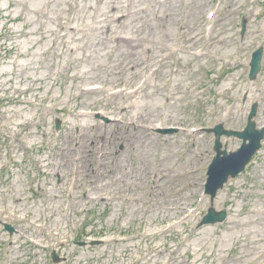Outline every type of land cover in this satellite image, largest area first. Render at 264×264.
<instances>
[{
    "label": "rangeland",
    "instance_id": "rangeland-1",
    "mask_svg": "<svg viewBox=\"0 0 264 264\" xmlns=\"http://www.w3.org/2000/svg\"><path fill=\"white\" fill-rule=\"evenodd\" d=\"M253 103L264 0H0V264H264V137L203 193Z\"/></svg>",
    "mask_w": 264,
    "mask_h": 264
},
{
    "label": "water",
    "instance_id": "water-1",
    "mask_svg": "<svg viewBox=\"0 0 264 264\" xmlns=\"http://www.w3.org/2000/svg\"><path fill=\"white\" fill-rule=\"evenodd\" d=\"M244 31V23H242V33ZM262 59V48H258L251 55L249 63V79H255L257 73L260 71ZM257 105L254 103L250 109L247 117V123L242 131L224 130L222 125H216L208 132H213L215 136L214 151L215 156L211 163L207 167L206 181L204 184V193L210 196L211 201L214 199L217 191L222 188L224 183L229 178H234L240 172H242L245 166L250 162L253 155L261 147V140L264 137V127L256 129V124L253 120L256 115ZM167 132L168 130H163ZM172 131L170 129L168 132ZM225 135L227 137L233 136L242 140L240 147L233 152H228L225 146L222 145L220 139ZM226 217V211L221 210L216 212L213 207L208 209L206 215H204L200 225L214 224L221 222ZM9 231H12L11 227L5 226Z\"/></svg>",
    "mask_w": 264,
    "mask_h": 264
},
{
    "label": "bare ground",
    "instance_id": "bare-ground-1",
    "mask_svg": "<svg viewBox=\"0 0 264 264\" xmlns=\"http://www.w3.org/2000/svg\"><path fill=\"white\" fill-rule=\"evenodd\" d=\"M30 63V62H29ZM22 74V73H21ZM24 74V73H23ZM19 75V74H18ZM23 76V75H22Z\"/></svg>",
    "mask_w": 264,
    "mask_h": 264
}]
</instances>
